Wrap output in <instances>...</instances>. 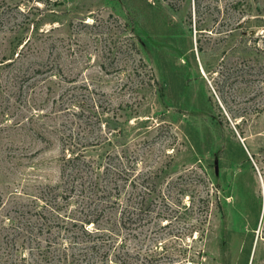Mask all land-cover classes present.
<instances>
[{
	"label": "rangeland",
	"instance_id": "rangeland-1",
	"mask_svg": "<svg viewBox=\"0 0 264 264\" xmlns=\"http://www.w3.org/2000/svg\"><path fill=\"white\" fill-rule=\"evenodd\" d=\"M263 13L264 0H0V264L33 260L3 214L37 228L103 208L88 188L56 212L37 199H55L76 153L100 171L129 157L121 210L149 206L88 264H264V98L233 72L263 69ZM47 228L43 247L66 236Z\"/></svg>",
	"mask_w": 264,
	"mask_h": 264
},
{
	"label": "trees",
	"instance_id": "trees-1",
	"mask_svg": "<svg viewBox=\"0 0 264 264\" xmlns=\"http://www.w3.org/2000/svg\"><path fill=\"white\" fill-rule=\"evenodd\" d=\"M264 14V13H263ZM261 18V17H260ZM264 19V18H261ZM264 26V23H263ZM264 30V27H263ZM264 51V49H263ZM255 67L253 64H236L233 72H237V76H240L242 80L252 81L257 78L259 82V89L257 91L259 96L264 98V67L263 69L259 66V71H254ZM262 69V71H261ZM246 76V77H245ZM259 76V77H255ZM264 109V101L261 103ZM66 158V157H65ZM114 159L117 161L115 162ZM133 160L126 155L116 154L114 157H110L107 165L103 166L100 171V167L96 165L92 160L87 159L83 154L76 153L73 157H67L65 159L64 166L62 167V175L65 174L66 169L71 171L67 172V177L63 179V185L61 191L54 192L55 199H45V197H38L39 201L47 200L46 204L51 208L52 211H58L59 198H68L71 196L70 193L73 191H79V195L88 188L92 195L88 196L86 200L90 203L93 198H97V201H104L103 208L96 209L95 205L93 210L90 212L85 211L81 207L80 212L83 213L82 217L72 214L67 215L58 212L57 220L54 218L50 224H46L43 221L39 224V227L35 228L32 224L24 222L23 218L10 217L7 214H3L10 221V228L4 229L8 233L16 232L23 236V241L26 243V249L28 254L33 256L32 262L26 263V254L20 255L24 260V264H88L93 262L96 253L100 250H104L107 254L109 248L117 247L113 242L107 241L109 238L114 239L119 236V231L124 227L129 226L130 223L134 222L131 214H136L138 217L143 216V212L149 208L148 205H144L145 199L140 206H134L131 203L121 210L122 203H120V186L136 184L135 167ZM140 192V191H138ZM144 197V196H143ZM41 201V202H42ZM1 206V205H0ZM37 205H35V208ZM147 207V208H146ZM1 210V208H0ZM120 212L118 215L117 211ZM134 210V211H133ZM139 212H136V211ZM37 211L31 216H36ZM61 214V215H60ZM27 217V218H29ZM46 224V225H45ZM31 225V226H28ZM48 227V231L53 228L56 232L60 233L64 230L66 236L57 235V238H63L62 241H56L53 239L45 238L46 245L41 246L37 233L44 231L45 227ZM77 228L76 230L70 228ZM93 226L91 229L90 227ZM68 231H71V235ZM78 231L87 235V239H77ZM70 236V238H68ZM34 240L39 242L38 246H29ZM16 243H11V248L15 247ZM114 245V246H113ZM91 250V253H87V250ZM87 253V254H86ZM81 254L83 256H81ZM85 261V262H83Z\"/></svg>",
	"mask_w": 264,
	"mask_h": 264
}]
</instances>
